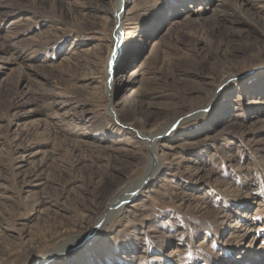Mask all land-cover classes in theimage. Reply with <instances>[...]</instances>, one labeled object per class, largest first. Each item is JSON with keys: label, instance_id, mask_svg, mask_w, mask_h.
<instances>
[{"label": "rangeland", "instance_id": "374dc122", "mask_svg": "<svg viewBox=\"0 0 264 264\" xmlns=\"http://www.w3.org/2000/svg\"><path fill=\"white\" fill-rule=\"evenodd\" d=\"M255 263L264 0H0V264Z\"/></svg>", "mask_w": 264, "mask_h": 264}, {"label": "bare ground", "instance_id": "6f19581e", "mask_svg": "<svg viewBox=\"0 0 264 264\" xmlns=\"http://www.w3.org/2000/svg\"><path fill=\"white\" fill-rule=\"evenodd\" d=\"M121 2L118 1L117 2V5H116V11H117V15H116V18L120 17L119 14H120V7H121ZM223 44H221L220 46H222ZM134 111L132 112V118H131V124H129L130 126H136L137 122H138V119H136V115L133 114ZM135 122V123H133ZM134 124V125H133ZM162 133V131H158V132H154V133H151L148 134L147 136V139L148 141L152 142L153 146H154V142L153 140L155 141V139ZM153 146H152V149H153ZM70 149L72 150H75L78 148V146L76 145V143L72 144L69 146ZM151 148L149 149V151H153ZM149 156V155H148ZM114 156H110V155H107L106 156V159H107V162L109 164H112L113 161H114ZM153 159V158H152ZM154 169L153 171H151L150 174H148V170L146 169V171L144 172V176L138 180L137 182L134 183L133 186H126L124 187L123 189L121 188H118L115 190V196L111 197L108 199V202H107V207L109 206V210H107V212L105 213L106 215L103 216V214H101V219L97 220V224L99 225H102L101 227L103 228L104 227V223L106 222L107 219L111 218V217H119L121 214H124L127 210V208L125 206H123V203L126 202L127 200H130L134 194L136 193L137 189H139V186L140 185H143V182L145 181L146 177H150V180L147 179V184H150L152 181H153V178L154 180H156V176L158 175L156 173V171H159L160 168L162 167V163L160 161H154ZM97 177L99 180H101V182L105 183L107 180L104 179L103 177V174L101 173H97ZM57 180V179H56ZM130 187V188H129ZM42 202V201H41ZM116 207V208H115ZM96 224V226H97ZM100 231H96L94 233V235L91 237L93 239V241L95 240V238L97 237L98 233ZM256 264V263H255Z\"/></svg>", "mask_w": 264, "mask_h": 264}]
</instances>
